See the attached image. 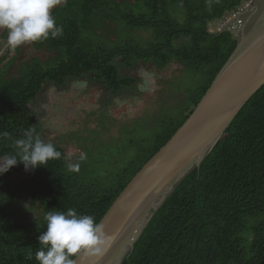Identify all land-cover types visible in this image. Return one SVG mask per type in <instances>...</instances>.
Wrapping results in <instances>:
<instances>
[{
    "label": "trees",
    "instance_id": "trees-1",
    "mask_svg": "<svg viewBox=\"0 0 264 264\" xmlns=\"http://www.w3.org/2000/svg\"><path fill=\"white\" fill-rule=\"evenodd\" d=\"M248 1L65 0L53 8L62 34L34 43L50 57L34 58L11 74L14 56L0 69V156L14 154L15 140L30 128L61 152L46 166L26 171L20 163L0 175V264H38V237L46 231L49 211L72 208L102 220L132 178L186 122L234 53L238 40L231 30L219 29L220 18ZM108 22L128 32L149 31L150 38L141 42L128 35L111 45L97 35L117 33ZM173 63L193 71L197 82L172 107L164 112L163 107L147 128L143 120L149 115L135 120L137 132L129 130L121 139L129 138L123 152L127 161L119 169L104 167L86 150L85 160L76 155L79 171H70L66 147L45 140L33 117L31 104L49 85L65 91L73 81H84L101 86L110 101L134 98L141 79L132 70L142 65L164 71ZM175 81H169L162 100L178 93ZM86 130L92 132L90 126ZM121 162L119 155L116 163ZM25 194L31 207L39 208L29 222L19 219L18 201ZM121 264H264V86L200 166L162 202Z\"/></svg>",
    "mask_w": 264,
    "mask_h": 264
},
{
    "label": "rangeland",
    "instance_id": "rangeland-1",
    "mask_svg": "<svg viewBox=\"0 0 264 264\" xmlns=\"http://www.w3.org/2000/svg\"><path fill=\"white\" fill-rule=\"evenodd\" d=\"M63 2L64 0H60L56 6ZM263 13L264 0H254L246 12L245 25L242 34L239 35V40L252 30ZM108 23L109 28H114L117 33L110 35L99 32L97 35L100 40L105 41L106 39L105 42L111 45L118 43L128 35L138 38L141 42L147 41L151 35L146 30L128 32L120 29L114 23ZM5 31L0 30V61L9 50L6 45L7 34L5 38L1 36ZM18 50L19 54H17ZM50 55L48 52L36 49L34 43L26 44L12 50L9 58L0 62V69L7 64L11 57L17 56L15 66L11 69V74H17L23 63H28L34 58L46 61ZM131 75L141 79L138 93L134 98L128 96L115 101H110V95L101 86L84 81H73L65 91L53 85L47 86L39 98L31 104L34 112L33 117L39 120L41 134L45 140L63 144L68 150L71 163L78 161L76 155H82L86 153V150H90L98 157L97 159L100 158L105 162L104 167L115 169L123 167L127 161L123 152L129 138L122 143L121 139L127 137L129 130L137 132L135 120L137 118L143 120L149 115L148 123L143 120V125L147 128L146 126H149L151 122L155 121L156 116L162 113L163 107V112L166 108L172 107L175 99L183 97L186 92L184 90L197 82L193 71L183 69L177 63L171 64L164 71L140 65L131 71ZM174 78L176 81L173 88H176L178 93L171 94L167 101L162 100V94L170 87L169 81ZM106 103L107 106H105ZM95 112L97 114H94ZM89 126L91 133L86 130ZM131 137L134 136L131 134ZM119 155L122 162L117 165ZM31 206L32 202L28 195H22L18 201L21 221L29 222L38 216L39 208ZM129 252L130 250L126 254Z\"/></svg>",
    "mask_w": 264,
    "mask_h": 264
},
{
    "label": "water",
    "instance_id": "water-1",
    "mask_svg": "<svg viewBox=\"0 0 264 264\" xmlns=\"http://www.w3.org/2000/svg\"><path fill=\"white\" fill-rule=\"evenodd\" d=\"M242 55L244 60L237 64ZM263 86L264 13L238 40L234 53L186 122L132 178L100 221L112 237L106 253L102 257L81 256L78 264H121L162 202L189 172L200 166L244 105Z\"/></svg>",
    "mask_w": 264,
    "mask_h": 264
},
{
    "label": "clouds",
    "instance_id": "clouds-1",
    "mask_svg": "<svg viewBox=\"0 0 264 264\" xmlns=\"http://www.w3.org/2000/svg\"><path fill=\"white\" fill-rule=\"evenodd\" d=\"M59 2L60 0H0V30L7 32V48L15 50L26 44L60 36L62 26H57L52 15L53 8ZM246 15L243 17L244 24L240 33H234L237 40L243 32ZM34 133L35 129L25 130L23 137L15 140V153L0 156V175L20 163L28 171L61 158V152L52 143L45 142ZM64 158L70 159L68 156ZM79 159L85 160L86 155L82 154ZM68 168L78 172L80 164L69 163ZM44 220L46 231L38 237L40 246L35 253L38 264H78L81 256L102 257L112 243V237L106 232L103 223L92 215L78 214L72 208L67 211H49Z\"/></svg>",
    "mask_w": 264,
    "mask_h": 264
},
{
    "label": "built area",
    "instance_id": "built-area-1",
    "mask_svg": "<svg viewBox=\"0 0 264 264\" xmlns=\"http://www.w3.org/2000/svg\"><path fill=\"white\" fill-rule=\"evenodd\" d=\"M251 4H253L252 0L243 4L236 10L226 13V15L220 20L219 29L221 31L228 29L236 35L239 34L244 24L243 17L251 7Z\"/></svg>",
    "mask_w": 264,
    "mask_h": 264
},
{
    "label": "bare ground",
    "instance_id": "bare-ground-1",
    "mask_svg": "<svg viewBox=\"0 0 264 264\" xmlns=\"http://www.w3.org/2000/svg\"><path fill=\"white\" fill-rule=\"evenodd\" d=\"M246 41H247V38L244 37V39H243V41H242V44L245 45V42H246ZM243 55H244V52H243ZM243 55H242V57H241V59H242V58H243V59H242L241 61H239L237 64L241 63V62L244 60L245 57H243ZM113 261L115 262L116 260H113Z\"/></svg>",
    "mask_w": 264,
    "mask_h": 264
},
{
    "label": "crops",
    "instance_id": "crops-1",
    "mask_svg": "<svg viewBox=\"0 0 264 264\" xmlns=\"http://www.w3.org/2000/svg\"><path fill=\"white\" fill-rule=\"evenodd\" d=\"M61 4H62V3H61ZM59 5H60V4H59ZM59 5H58V6H59ZM56 7H57V6H56Z\"/></svg>",
    "mask_w": 264,
    "mask_h": 264
}]
</instances>
